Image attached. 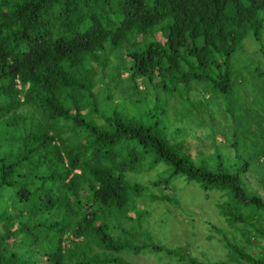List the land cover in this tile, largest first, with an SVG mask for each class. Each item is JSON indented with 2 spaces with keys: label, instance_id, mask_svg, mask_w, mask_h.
<instances>
[{
  "label": "trees",
  "instance_id": "1",
  "mask_svg": "<svg viewBox=\"0 0 264 264\" xmlns=\"http://www.w3.org/2000/svg\"><path fill=\"white\" fill-rule=\"evenodd\" d=\"M148 3L0 0V264H117L101 254L150 255L144 250L173 264H264V200L246 188V161L234 152L232 165L222 163L214 149V169L202 160L195 166L183 141L166 139L156 122L123 117L111 102L112 91L140 107L160 91L190 102L197 84L227 99L237 73L231 57L247 40L264 52V0ZM192 112L202 128V109ZM161 164L163 179L126 180ZM176 180L200 199L216 197L217 218L236 235L234 244L221 234L224 261L202 263L140 237L154 211L170 221L181 210L171 192ZM22 246L28 257L16 253Z\"/></svg>",
  "mask_w": 264,
  "mask_h": 264
},
{
  "label": "rangeland",
  "instance_id": "2",
  "mask_svg": "<svg viewBox=\"0 0 264 264\" xmlns=\"http://www.w3.org/2000/svg\"><path fill=\"white\" fill-rule=\"evenodd\" d=\"M262 31H264V26ZM155 39L162 42L159 35H156ZM245 42L246 44L242 45L240 51L230 59L232 68L237 73L232 77L233 91L227 99L215 90H209L208 85L197 84L193 86V90L188 95L190 102L184 100L179 103L181 96L176 95L174 98H169L162 91L158 98L148 101L144 107H140L139 104L134 106L123 104L124 102L117 91L111 92V102L115 103L114 108L119 110L123 117L127 116L132 121L136 120L142 124L156 122L157 130L166 139L176 137L177 140L183 141L195 166H199L200 160H202L207 166H210L207 168L214 169L216 166L213 164L214 149H219V154L223 158L222 163L232 165L233 153L236 152L239 156L237 160H244L247 163L248 170L243 175L247 190L255 191L264 200V181H261L259 175L260 173L264 176V157H260L257 161L254 160L259 151L262 149L264 151V52L260 54L255 43L250 40ZM262 46L264 50V36L262 37ZM121 77L125 78L126 73H123ZM142 86V83H138L139 89ZM178 93L182 94L183 91H178ZM206 95L209 97L207 100L203 99ZM184 98L186 97L182 96V99ZM198 107L202 109V115H199V120L204 122L202 128L196 124L198 118L192 112ZM19 113H23L24 118L31 116L30 109H22ZM34 117L38 118V115H34ZM58 127L62 128L63 132H67L66 138L69 142L76 143L78 141L77 136L72 133L73 130L68 131L69 122L60 121ZM211 129L216 132L213 139L216 145L211 144L208 138ZM173 130L175 134L172 133ZM80 133L83 137L84 133ZM150 159L151 157H148L147 164ZM164 170L165 165L161 164V166L155 167L150 174H129L126 176V180L146 185L149 179L165 178L167 174ZM170 185L173 188V190L171 189L172 197L177 198L181 210H174L175 214L172 216L176 217L174 220H172L173 217L169 218L170 221H163L162 210L154 211L153 216L143 222L144 234L140 237L150 245L156 244L169 249L181 248L186 252L187 257L202 263L224 261L225 250L221 246L224 240L221 234L224 233L225 239L230 241L236 235L232 229L224 227L217 218L213 208L216 197L214 196L212 199L213 195H209L207 200L202 197L200 199V191L193 186V190L186 191V187L178 180L174 185L172 182ZM118 221L121 223L122 219H118ZM130 225L137 226L134 221ZM235 241L232 242L235 244ZM13 242L10 240L7 244L13 247ZM68 247V245L61 247L64 255L70 251ZM81 251L82 248L79 247L76 252L81 253ZM16 253L23 257H28L30 254L27 247L23 246L17 248ZM144 253L150 255L120 256L105 253L101 256L115 258L117 264H173L158 256L157 253L151 254L145 250ZM90 254L91 250L85 249L87 258ZM101 256L99 257L101 258Z\"/></svg>",
  "mask_w": 264,
  "mask_h": 264
},
{
  "label": "crops",
  "instance_id": "3",
  "mask_svg": "<svg viewBox=\"0 0 264 264\" xmlns=\"http://www.w3.org/2000/svg\"><path fill=\"white\" fill-rule=\"evenodd\" d=\"M208 98H209L208 95H206L203 99L207 100Z\"/></svg>",
  "mask_w": 264,
  "mask_h": 264
},
{
  "label": "clouds",
  "instance_id": "4",
  "mask_svg": "<svg viewBox=\"0 0 264 264\" xmlns=\"http://www.w3.org/2000/svg\"><path fill=\"white\" fill-rule=\"evenodd\" d=\"M20 99H21V97H20Z\"/></svg>",
  "mask_w": 264,
  "mask_h": 264
}]
</instances>
